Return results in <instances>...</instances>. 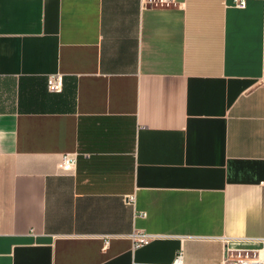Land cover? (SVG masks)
<instances>
[{"label": "crops", "instance_id": "obj_1", "mask_svg": "<svg viewBox=\"0 0 264 264\" xmlns=\"http://www.w3.org/2000/svg\"><path fill=\"white\" fill-rule=\"evenodd\" d=\"M263 78L264 0H0V264L262 246Z\"/></svg>", "mask_w": 264, "mask_h": 264}, {"label": "built area", "instance_id": "obj_2", "mask_svg": "<svg viewBox=\"0 0 264 264\" xmlns=\"http://www.w3.org/2000/svg\"><path fill=\"white\" fill-rule=\"evenodd\" d=\"M237 7L245 8L248 0H233ZM144 4H150L152 6H170L175 5L176 0H143ZM264 84V78L262 79ZM49 90L53 93L63 92V77L61 75L50 76L48 79ZM77 164V156L67 154L63 157L59 167L65 172L74 170ZM134 198H130L133 200ZM107 239L106 244L109 243ZM150 242V238L146 235L137 236L134 240V248L147 245ZM181 258V256H179ZM223 264H264V243L262 246L256 248L252 247H227L223 258Z\"/></svg>", "mask_w": 264, "mask_h": 264}]
</instances>
